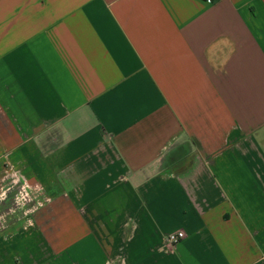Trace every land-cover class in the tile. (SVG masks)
Listing matches in <instances>:
<instances>
[{"label": "crops", "instance_id": "0c3cea01", "mask_svg": "<svg viewBox=\"0 0 264 264\" xmlns=\"http://www.w3.org/2000/svg\"><path fill=\"white\" fill-rule=\"evenodd\" d=\"M0 195V264H264V0H0Z\"/></svg>", "mask_w": 264, "mask_h": 264}, {"label": "built area", "instance_id": "2783aa9c", "mask_svg": "<svg viewBox=\"0 0 264 264\" xmlns=\"http://www.w3.org/2000/svg\"><path fill=\"white\" fill-rule=\"evenodd\" d=\"M185 239V233L183 231H177L170 233L167 238L166 242L169 247H175L179 242Z\"/></svg>", "mask_w": 264, "mask_h": 264}, {"label": "clouds", "instance_id": "9594fccd", "mask_svg": "<svg viewBox=\"0 0 264 264\" xmlns=\"http://www.w3.org/2000/svg\"><path fill=\"white\" fill-rule=\"evenodd\" d=\"M5 197L3 195H0V200H3ZM40 206H43V205H40ZM35 209H31L29 211H34ZM29 224L32 223V221H28Z\"/></svg>", "mask_w": 264, "mask_h": 264}]
</instances>
